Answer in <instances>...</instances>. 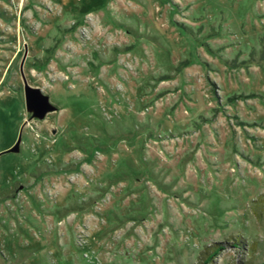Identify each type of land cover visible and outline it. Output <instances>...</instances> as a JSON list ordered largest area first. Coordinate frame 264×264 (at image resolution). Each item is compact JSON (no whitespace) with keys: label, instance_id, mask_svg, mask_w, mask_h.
Returning a JSON list of instances; mask_svg holds the SVG:
<instances>
[{"label":"rangeland","instance_id":"374dc122","mask_svg":"<svg viewBox=\"0 0 264 264\" xmlns=\"http://www.w3.org/2000/svg\"><path fill=\"white\" fill-rule=\"evenodd\" d=\"M0 264H264V0H0Z\"/></svg>","mask_w":264,"mask_h":264},{"label":"water","instance_id":"95a60500","mask_svg":"<svg viewBox=\"0 0 264 264\" xmlns=\"http://www.w3.org/2000/svg\"><path fill=\"white\" fill-rule=\"evenodd\" d=\"M23 92L25 108L32 119L44 120L48 113L55 111L56 108L49 102L48 97L40 89L32 88L24 81ZM19 144L20 138H18L16 144L8 152H18Z\"/></svg>","mask_w":264,"mask_h":264}]
</instances>
